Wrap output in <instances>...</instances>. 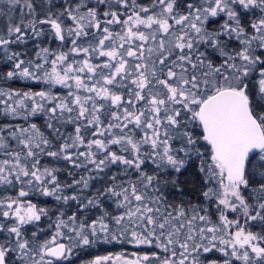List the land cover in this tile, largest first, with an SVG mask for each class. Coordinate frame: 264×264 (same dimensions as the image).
<instances>
[{
    "label": "snow or ice",
    "instance_id": "6c2138e0",
    "mask_svg": "<svg viewBox=\"0 0 264 264\" xmlns=\"http://www.w3.org/2000/svg\"><path fill=\"white\" fill-rule=\"evenodd\" d=\"M5 17L0 60L11 67L0 79L48 87L0 88V112L24 121L44 114L54 135L36 123L0 127V186H19L15 196L0 197V264H62L74 250L87 256L97 244L114 242L160 251L133 253L134 259L97 255L82 264H264V0H75L43 17L34 0H0ZM42 25L71 47L21 58L12 46L44 35ZM73 54L85 58L70 60ZM93 56L107 59L92 63ZM57 85L67 95L54 94ZM64 124L74 134L62 133ZM82 129H92V138ZM44 157L89 175L64 183L58 168L41 164ZM112 165L137 179L125 185L113 175L95 197L84 196L93 173ZM194 166L202 197L215 203V220L202 206L173 207L162 195L164 186L178 187L169 169L183 174ZM37 193L73 201L77 211L24 199ZM99 197L115 198L123 211L81 218L84 209L101 207ZM50 211L54 234L28 235V225L52 220Z\"/></svg>",
    "mask_w": 264,
    "mask_h": 264
},
{
    "label": "trees",
    "instance_id": "16d2710c",
    "mask_svg": "<svg viewBox=\"0 0 264 264\" xmlns=\"http://www.w3.org/2000/svg\"><path fill=\"white\" fill-rule=\"evenodd\" d=\"M91 4L95 3V0H89ZM181 4H183V0H180ZM34 3L37 5V12L40 13V16L43 17L44 12L47 9H51L53 12L62 11L65 4H73L75 3V0H51V4L48 3V0H34ZM137 3L140 4H147L148 0H137ZM17 19H19V11L15 13ZM6 20L5 18H0V29L3 28V21ZM45 29L44 35L40 37H33L31 34L26 38V43H18L12 46L13 51H17L21 53V58H24L26 60H35L36 59V53L42 49V48H48L50 52H59V51H67L69 47H71L70 42H65L63 45H61V42L58 41L55 36L53 35L51 29L47 25H42ZM112 28L114 30H119L118 25H113ZM3 53L0 52V56H2ZM53 57H49V59H52ZM85 57L83 54L76 55L73 54L69 57L70 60H82ZM106 57H95L91 59L92 63H102L106 60ZM11 67V62H8L7 64L3 62V60H0V74L7 71ZM47 68L48 65H45ZM48 85L40 82L35 81H29V80H3L0 79V88L4 89H23V90H41L46 89ZM131 87V85L129 86ZM52 91L56 95L64 96L67 95L69 89L63 88L59 85L52 88ZM122 91L125 92V95H127L128 89H122ZM139 106V105H138ZM101 119L105 121V123L108 122V118L104 115L101 116ZM46 121L47 117L44 114H39L35 117H30L29 121H24L22 118H17L13 120L10 117L5 116L2 112H0V127L6 125V124H12V125H23L27 126L28 123H36L42 131L45 132L46 135H54L51 133V130L46 127ZM60 126V125H57ZM131 127V126H130ZM60 130L62 133H73L74 134V126L72 124H64L60 127ZM92 129L84 130L82 129V134H86V138H92L90 136V132ZM199 131V130H197ZM137 135H139V132H137ZM54 143H60L61 140H54ZM12 146L15 147V142H12ZM117 146H113L115 149ZM84 150V149H81ZM5 157L3 155H0V159H4ZM199 161H196L195 164L198 165ZM41 164L46 165L48 167H56L59 169V172L57 173L58 178L60 181L64 183H72L73 180L79 179L81 176H87L89 175V172L87 169L84 168H76L73 165H71L66 160H54L53 158L44 157L41 159ZM89 168L92 167V165L88 166ZM152 167L151 165H148L145 167V171H147L149 174L152 173ZM124 166L122 165H112L105 169L104 172L99 173H93L97 178L90 181V187L88 189H85L83 192L84 196H87L89 198H93L97 195L98 189H103L106 186H110L113 182L111 181V177L115 175L117 177V183L124 182L125 185L129 180L135 181L137 179V175L132 172L131 170L128 172L127 175L123 174ZM69 173H72V175H69ZM198 168L197 167H191L188 169V171L184 172L183 174H177L174 170L169 169L167 176L168 178H176L177 180V186H174L172 184H168L164 186L162 195L166 197L167 204L172 205L173 207L178 205H183L185 208L190 209L191 206H202L208 210V214L212 215V218L215 220L217 219V210L215 203L213 202H207L201 195V187H202V180L198 178ZM18 185L16 188L10 187V186H0V197H3L4 195H12L15 196ZM79 186H77L78 188ZM76 191V189H67L65 194L71 195ZM24 199H30L33 203L37 204L40 207H47L49 209H55L56 207L61 208L64 210L68 215H71L73 212L77 211V205L73 201H69L67 205L63 204L62 202H57L51 197H43L37 194H30L29 197ZM101 201V207L98 208H90V209H84L80 215L81 218H87L88 221H91L93 219L98 218L100 215L103 214L104 211H107L109 213H112L114 215L120 214L123 209H117L115 205V198H108V197H99ZM171 210V209H169ZM163 211V208H162ZM58 214V213H57ZM203 214V213H201ZM49 216L52 217V220H49L47 217H42L39 222H37L34 225H28L27 226V234L30 235L32 231H36L38 229H43V232L40 233V238L45 239L49 238L52 234H54L55 229L54 227H49L50 224H52L55 221V215L50 211ZM253 231H260L259 226L253 227ZM4 234H0V239L3 238ZM159 249L150 248L148 246H136L134 244H120V243H112V244H97L94 248L89 249L88 253L89 255H84L83 253H80L79 250H74L75 256L67 261L62 262V264H78L79 261H84L85 259H89L92 257H95L97 255H115L119 253H123L129 256L134 257L132 254L135 253L137 256L144 255V254H151L152 252H159ZM73 252V254H74ZM218 257L222 254L217 253Z\"/></svg>",
    "mask_w": 264,
    "mask_h": 264
},
{
    "label": "rangeland",
    "instance_id": "374dc122",
    "mask_svg": "<svg viewBox=\"0 0 264 264\" xmlns=\"http://www.w3.org/2000/svg\"><path fill=\"white\" fill-rule=\"evenodd\" d=\"M119 254H121V253H119ZM119 254H115V255H119ZM75 255H76V254H75V252H74V254H72L71 257H70L68 260L63 261V262H67V261L71 260ZM115 255H114V256H115ZM124 256H125V258H127V259H134V258H135V257L129 256V255H126V254H124ZM82 262H83V261L81 260V261H79L78 264H82ZM111 264H117V262H116L115 260H113V261L111 262Z\"/></svg>",
    "mask_w": 264,
    "mask_h": 264
}]
</instances>
